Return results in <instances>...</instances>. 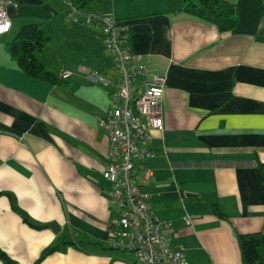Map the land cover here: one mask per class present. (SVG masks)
I'll return each instance as SVG.
<instances>
[{
  "label": "crops",
  "instance_id": "obj_1",
  "mask_svg": "<svg viewBox=\"0 0 264 264\" xmlns=\"http://www.w3.org/2000/svg\"><path fill=\"white\" fill-rule=\"evenodd\" d=\"M11 1V26L0 37V192L29 221L59 228L31 226L1 194L0 249L14 264H33L64 238L82 244L61 246L37 264H142L109 247L116 211L101 175L107 138L96 119L115 86L90 83L77 69L113 78L101 33L73 22L62 0ZM225 1L236 10L228 31L182 12L180 0H91L81 9L121 20L126 45L165 75L162 129L151 132L144 160L151 175L139 184L151 209L170 221L168 245L184 264H241L235 233L256 231L264 264V191L255 165L264 162V0ZM33 22L50 37L37 58L56 74L68 69L65 84L27 76L6 53L18 26ZM81 82L90 89H75Z\"/></svg>",
  "mask_w": 264,
  "mask_h": 264
},
{
  "label": "built area",
  "instance_id": "obj_2",
  "mask_svg": "<svg viewBox=\"0 0 264 264\" xmlns=\"http://www.w3.org/2000/svg\"><path fill=\"white\" fill-rule=\"evenodd\" d=\"M68 6L67 16L75 23L98 29L105 52L114 70L112 79L78 65L85 79L94 84L113 83L115 91L96 124L107 138L106 159L101 175L109 184L108 203L115 208L109 247L131 252L142 264H184L179 250L169 248L170 221L160 219L148 203V193L141 189L139 178L148 180L151 171L144 160L151 156L147 144L153 130L162 129L160 102L165 87L164 73L157 72L142 56L126 45V26L111 13H83ZM11 0H0V37L7 33L11 21ZM71 72L61 69L58 77ZM182 220L190 223L184 214Z\"/></svg>",
  "mask_w": 264,
  "mask_h": 264
},
{
  "label": "trees",
  "instance_id": "obj_3",
  "mask_svg": "<svg viewBox=\"0 0 264 264\" xmlns=\"http://www.w3.org/2000/svg\"><path fill=\"white\" fill-rule=\"evenodd\" d=\"M70 5L78 10L83 9L85 4L91 0H67ZM101 1V0H96ZM132 1V0H131ZM180 10L196 19L213 24L218 31H228L234 27L236 21L235 5L225 0H180ZM50 40L45 28L40 23H24L18 26L10 41L5 43L4 48L9 58L14 61L17 68L27 76L41 82L55 85L66 83L55 72L47 70L43 63L37 58L45 43ZM260 174V181L264 191V162L255 161ZM12 211L21 216L22 220L28 222L27 215L19 209L14 197L5 192ZM212 212L216 216H223L216 205H212ZM264 222V215H263ZM235 241L239 251L241 264H262L263 246L261 243V232L235 233ZM54 245L45 246L38 254L33 264L39 263L48 254L59 250L61 246H72L79 248L82 241H72L64 238ZM0 260L3 264H14V261L0 249Z\"/></svg>",
  "mask_w": 264,
  "mask_h": 264
},
{
  "label": "water",
  "instance_id": "obj_4",
  "mask_svg": "<svg viewBox=\"0 0 264 264\" xmlns=\"http://www.w3.org/2000/svg\"><path fill=\"white\" fill-rule=\"evenodd\" d=\"M28 223L33 226V227H37V228H49L51 229V231L53 232H57L58 231V225L55 222L49 221V222H41V223H36L33 221H28Z\"/></svg>",
  "mask_w": 264,
  "mask_h": 264
},
{
  "label": "rangeland",
  "instance_id": "obj_5",
  "mask_svg": "<svg viewBox=\"0 0 264 264\" xmlns=\"http://www.w3.org/2000/svg\"><path fill=\"white\" fill-rule=\"evenodd\" d=\"M15 22H16V25H17V24H19V22H21V21H20V19H15ZM16 25L14 24V26H16ZM92 71H93V70H92ZM95 72H97V71H95ZM97 73H98V72H97ZM72 80H73L72 78H68L67 81H68L69 83H73ZM75 84L77 85V87H76L75 89H90V87H88V85H85V83H83V82H81L80 84H79V83H75ZM81 84H84L86 88H85V87H82ZM110 89H112V88L110 87Z\"/></svg>",
  "mask_w": 264,
  "mask_h": 264
},
{
  "label": "snow or ice",
  "instance_id": "obj_6",
  "mask_svg": "<svg viewBox=\"0 0 264 264\" xmlns=\"http://www.w3.org/2000/svg\"><path fill=\"white\" fill-rule=\"evenodd\" d=\"M0 30H3L2 28H0Z\"/></svg>",
  "mask_w": 264,
  "mask_h": 264
}]
</instances>
